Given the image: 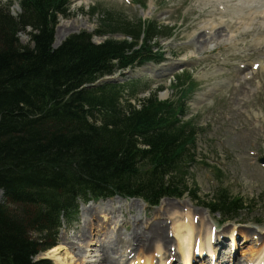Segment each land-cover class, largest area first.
Listing matches in <instances>:
<instances>
[{
	"label": "trees",
	"instance_id": "obj_1",
	"mask_svg": "<svg viewBox=\"0 0 264 264\" xmlns=\"http://www.w3.org/2000/svg\"><path fill=\"white\" fill-rule=\"evenodd\" d=\"M68 4L21 0L18 17L0 7V264H51L36 254L56 243L59 216L68 220L78 197L119 194L157 204L187 192L198 199L188 178L199 128L182 120L183 100L151 96L137 108L120 103L117 84L79 89L116 68L159 62L157 39L172 28L105 12L96 33L125 39L95 44L81 31L53 48L57 15ZM26 26L32 45L19 41ZM201 202L225 219L244 208L222 187Z\"/></svg>",
	"mask_w": 264,
	"mask_h": 264
},
{
	"label": "rangeland",
	"instance_id": "obj_2",
	"mask_svg": "<svg viewBox=\"0 0 264 264\" xmlns=\"http://www.w3.org/2000/svg\"><path fill=\"white\" fill-rule=\"evenodd\" d=\"M8 1H11L10 5H6ZM140 1L143 4H138L136 0H70L66 16H60L54 27L53 45L56 47L73 33L97 31L99 20L103 17L102 10L116 17L175 24V34L169 39L159 40L166 60L158 65L153 62L146 65L155 68L163 63H172L173 70L159 76L145 72L139 77L141 80L132 85L135 95H124L121 104L125 105L128 101L139 105L140 99L147 95L175 100L179 86L173 85V79L177 73L187 71L195 84L192 91L186 93L189 107L185 119L191 117L201 128L197 134L196 157L205 164L196 165L191 171L198 187L195 194L198 200L191 199L187 193L180 198H161L154 206H144L130 197L102 199L100 202L111 207L114 214L120 213L126 223L121 226L117 240L110 241L114 244L105 246L109 247L104 252L105 260L113 263L118 258L123 264L131 256L129 253L132 250L137 254L152 252V246L137 247V242L149 233L151 225H157L156 229L163 230L166 245H163L160 253H152V264L164 259L173 263L177 251L171 237L172 223L169 219L172 221L175 213L179 218L182 212L187 211L197 217V237L204 234L202 229L207 226L208 229L216 226L217 239L224 237V232L237 233L239 241L233 250L236 258L233 262L244 264L257 256L250 251L259 247L264 239V166L258 163V158L264 157V8L258 9L259 5L255 4L242 7L233 5L239 3L238 0ZM0 6H7L8 13L13 16L20 12L18 0H0ZM92 7L97 9L98 14L90 13ZM212 23L217 24V28L211 29ZM106 37L121 39L123 35L94 34L93 40L98 43ZM19 39L22 44L29 41L25 31L19 33ZM252 63L256 68H252ZM161 94L166 96L161 97ZM218 186L225 187L230 195L242 199L244 208L239 210L235 219L226 220L218 212L211 213L201 203V200L213 196ZM109 199L112 200L111 205L107 202ZM0 201H3L2 192ZM89 204L93 203L85 202L80 206ZM89 212L97 215V212ZM80 213L79 207L78 218ZM202 220L206 225L201 223ZM62 231L58 235V243L65 248L60 250L59 256L68 262L71 259L69 253L74 249L70 237L82 231L81 220L64 224ZM243 236H247V241L242 240ZM66 240H69L68 244ZM216 243L218 246L219 241ZM94 245L87 246L84 259L75 256L76 262L105 264L100 260L99 247L96 249ZM228 252V246H223L222 264H229L227 257L231 254ZM110 254H117V258L108 261ZM41 257L50 258L47 253ZM206 258L198 257L202 260ZM133 261L136 263L135 259ZM51 262L54 264L52 258ZM174 263L181 264L180 261Z\"/></svg>",
	"mask_w": 264,
	"mask_h": 264
},
{
	"label": "bare ground",
	"instance_id": "obj_3",
	"mask_svg": "<svg viewBox=\"0 0 264 264\" xmlns=\"http://www.w3.org/2000/svg\"><path fill=\"white\" fill-rule=\"evenodd\" d=\"M220 1L223 2L226 0H220ZM238 2L239 3H236V4L233 3V5H235L237 7H242V6H247L250 4H255V5H259L257 7L258 9L264 8V0H238ZM253 18H255V15L253 16ZM253 18H251V19H253ZM210 27H211V29L217 28V24L212 23V24H210ZM172 65H173L172 63H164V64L160 65L159 67L155 68L156 69L155 73H158V74L162 73L165 75L169 74L171 69H172L171 68ZM251 65H253V63ZM138 71H140V70H138ZM150 72L152 73L153 70H150ZM164 95H166V94H161V96H164ZM133 200H135V199H133ZM111 201H112L111 199L107 200V202L110 203V205H111ZM136 201L140 202L142 205L145 206V204L142 201H140V200H136ZM84 208H85V210H84ZM88 209L94 213L97 212V215H91ZM80 211H81L80 218H81V223H82V231L78 232L79 234H76V235L70 237V239H71L70 241H72V246L74 248L72 253H69V255H71V256H69L71 259L67 262L66 259L61 258V256H59L60 250L65 248L60 243H58V245L54 246L52 249L47 251V256H49L50 258H52L54 260V264H79V262H76L77 259L75 258V256H79L81 259H84L87 255L85 253L88 251L87 246L95 244L94 246L96 247V249H98L97 247H99V250L101 251V252L99 251L101 253L100 254V256H101L100 260L104 261L105 264H120V261H118L119 259L116 257L117 254L120 255L118 253L120 251H118L117 254H110L108 256V258H107L108 261L112 258L113 259L117 258L116 261H114L113 263H109L105 260L104 252L106 251L105 249H109V247H105V246L114 244L110 241L112 239L117 240L121 226L123 224H126L125 221L123 222V220L121 218L122 217L121 214L120 213L114 214V211L111 209V207L108 208L107 204L104 202L103 203L97 202L94 204L82 206V207H80ZM190 214H191V212L184 211L181 213V216L178 218V215L175 213L173 215V217H171L172 221L169 219V222L172 223L171 227H170L171 234H172L171 237H173V243L175 245V250L177 251V257H178L179 261L182 262L184 260L186 261L187 259H191L193 249L195 248V245H196L195 243H197V241H198V243H197L198 249L197 250L202 251L205 247H207L208 250L206 253H209V257L206 255L205 256L210 259V262L212 264H222V261H221L222 255L219 253L220 251H218V250L220 249V246H223V245L228 246V247L230 246L228 253L231 255L228 256V257H230L229 259L227 257V260L229 261V264L234 263L233 260L235 258H234V251L233 250H234V247L236 246V244L238 242L236 240H234L233 234L232 233L230 234L231 235V242L227 241V243H225V241L218 239L217 240V241H219L218 250L216 249L217 251H215L212 247H210L211 246V233H210L211 228L208 229L209 228L208 226L205 227L204 229H202V233H204V234L203 235L201 234L200 236L197 237L196 236L197 235V225H196V221L194 219L195 216L192 214H191L192 215L191 216ZM201 223L205 224L206 222L204 223V221L202 220ZM147 227H149V224L147 225ZM156 227H157V225H151L149 227V230H148L149 233L145 234L143 239H141L137 242V247L146 248V247L152 246V248H153L152 252L151 251H143L141 253H138L137 256L135 255L136 257L134 259H135L137 264H152V261H151L152 253L153 252L160 253L161 250L164 248L163 245L164 246L166 245L163 242L164 238H163L162 228L156 229ZM198 230H200V229H198ZM131 234H132V232H131ZM159 237H160V239H159ZM247 239H248L247 236H243L242 240L247 241ZM67 241H69V240H66V244H68ZM157 242H159V243H157ZM228 242H230V243H228ZM129 246H130V244H129ZM68 248L71 249L69 245H68ZM250 252H251V254L257 255L252 260L254 262V264L261 261L263 256H264L263 255L264 239H263V243L261 240L259 247L255 248L254 250L252 249ZM202 254L203 253L201 252V254H199L198 257L203 258ZM129 257H127L126 260H128ZM121 260H122V258H121ZM82 261H84V260H82ZM158 264H164V260H161L160 263H158Z\"/></svg>",
	"mask_w": 264,
	"mask_h": 264
},
{
	"label": "water",
	"instance_id": "obj_4",
	"mask_svg": "<svg viewBox=\"0 0 264 264\" xmlns=\"http://www.w3.org/2000/svg\"><path fill=\"white\" fill-rule=\"evenodd\" d=\"M103 81H111V78L103 79ZM259 161L264 163V158L263 159H260Z\"/></svg>",
	"mask_w": 264,
	"mask_h": 264
}]
</instances>
